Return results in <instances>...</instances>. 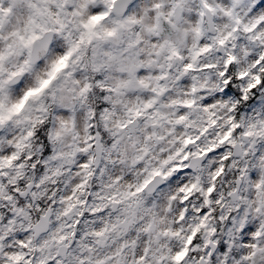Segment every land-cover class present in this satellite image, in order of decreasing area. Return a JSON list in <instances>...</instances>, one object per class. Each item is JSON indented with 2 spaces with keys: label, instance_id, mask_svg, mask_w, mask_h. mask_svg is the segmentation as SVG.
Instances as JSON below:
<instances>
[{
  "label": "clouds",
  "instance_id": "9594fccd",
  "mask_svg": "<svg viewBox=\"0 0 264 264\" xmlns=\"http://www.w3.org/2000/svg\"><path fill=\"white\" fill-rule=\"evenodd\" d=\"M0 264H264V0H0Z\"/></svg>",
  "mask_w": 264,
  "mask_h": 264
}]
</instances>
